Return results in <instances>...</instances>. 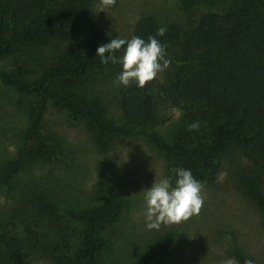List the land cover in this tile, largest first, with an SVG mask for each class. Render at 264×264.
Instances as JSON below:
<instances>
[{
    "label": "trees",
    "instance_id": "obj_1",
    "mask_svg": "<svg viewBox=\"0 0 264 264\" xmlns=\"http://www.w3.org/2000/svg\"><path fill=\"white\" fill-rule=\"evenodd\" d=\"M94 2L0 0V59L21 46L57 52L33 77L21 63L0 68L3 85L34 98L27 141L1 168V185H7L27 160L56 156L42 131L44 115L52 107L72 121L84 122L99 150L112 137H145L164 155V183L184 195L215 183L220 159L233 147L243 159L237 185L264 213V0H233L222 11L200 13L188 28L143 13L124 40L105 37L108 33L92 12ZM173 43L179 45L177 51L168 50ZM142 48L150 49L165 66L161 76L127 73ZM96 69H106L118 86L115 120L99 102L67 87ZM175 112L179 124L166 140L157 129ZM123 207V200L113 197L98 207L69 211L79 224L76 242L58 255L57 263L105 264L100 255L106 241L99 231L116 220ZM36 208L53 211L41 199ZM36 240L28 226L21 233L0 234V264H27ZM174 246L175 236L169 234L144 255L142 264H168ZM227 254L234 264H255L232 242Z\"/></svg>",
    "mask_w": 264,
    "mask_h": 264
},
{
    "label": "rangeland",
    "instance_id": "obj_2",
    "mask_svg": "<svg viewBox=\"0 0 264 264\" xmlns=\"http://www.w3.org/2000/svg\"><path fill=\"white\" fill-rule=\"evenodd\" d=\"M232 1L95 0L92 12L108 33L105 37L124 40L134 19L143 13L160 23L188 28L200 13L222 11ZM178 48L177 43L168 46L170 51ZM56 53L21 46L0 59V68L21 63L33 77ZM164 67L150 49L142 48L127 73L159 77ZM106 73L96 69L67 87L99 102L107 117L115 120L118 86ZM33 100L0 82V171L27 141ZM178 124L175 112L157 131L169 140ZM42 131L56 156L29 159L7 185L0 183V234L21 233L26 226L36 233L27 264H58V255L75 244L79 228L69 211L98 207L113 197L121 198L124 207L116 220L100 228L106 241L100 255L105 264H142L144 255L169 234L175 236V248L168 264H234L227 254L231 242L255 264H264V213L237 185L236 172L243 159L233 147L222 155L215 183L184 195L164 183V155L143 136L112 137L99 150L84 122L72 121L52 107L44 115ZM261 192L264 196V183ZM38 199L52 205L53 211L38 210Z\"/></svg>",
    "mask_w": 264,
    "mask_h": 264
}]
</instances>
